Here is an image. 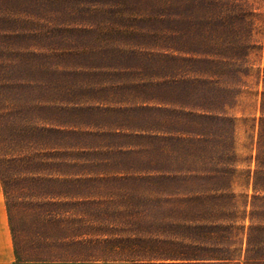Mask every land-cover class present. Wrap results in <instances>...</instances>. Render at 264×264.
Wrapping results in <instances>:
<instances>
[{"label": "rangeland", "instance_id": "obj_1", "mask_svg": "<svg viewBox=\"0 0 264 264\" xmlns=\"http://www.w3.org/2000/svg\"><path fill=\"white\" fill-rule=\"evenodd\" d=\"M0 184L21 260L264 264V0H0Z\"/></svg>", "mask_w": 264, "mask_h": 264}, {"label": "crops", "instance_id": "obj_2", "mask_svg": "<svg viewBox=\"0 0 264 264\" xmlns=\"http://www.w3.org/2000/svg\"><path fill=\"white\" fill-rule=\"evenodd\" d=\"M0 264H129L106 260H21L17 256L4 190L0 184Z\"/></svg>", "mask_w": 264, "mask_h": 264}, {"label": "trees", "instance_id": "obj_3", "mask_svg": "<svg viewBox=\"0 0 264 264\" xmlns=\"http://www.w3.org/2000/svg\"><path fill=\"white\" fill-rule=\"evenodd\" d=\"M214 228L216 229L215 232H220L221 231V227L219 226H214ZM214 233V232H213ZM203 238V236L201 237ZM204 239V238H203ZM217 239V238H216ZM220 239V238H219ZM196 240V239H195ZM218 240V239H217ZM193 247H194V252L192 253L193 257L191 256V258L186 259V261H191L194 263L191 264H227L231 261H233L234 259L231 256H227V255H221V248H220V244H214L213 247L211 246H206L205 244L201 243L200 241H195L193 242ZM246 246H247V251H250L251 247H255L256 249L258 248L257 245H253L251 244L250 241V236L247 237V242H246ZM201 252H206L207 255H200ZM215 253H217L215 255ZM59 260H65V259H59ZM164 260H170V261H175V260H179V259H175V258H168V259H162ZM184 260V259H181ZM245 263H248V254L247 257H245Z\"/></svg>", "mask_w": 264, "mask_h": 264}]
</instances>
